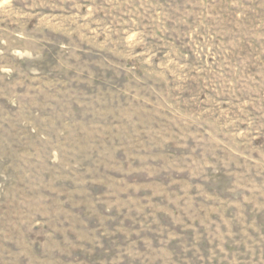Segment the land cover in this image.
Here are the masks:
<instances>
[{"label": "rangeland", "instance_id": "rangeland-1", "mask_svg": "<svg viewBox=\"0 0 264 264\" xmlns=\"http://www.w3.org/2000/svg\"><path fill=\"white\" fill-rule=\"evenodd\" d=\"M0 264H264V0H0Z\"/></svg>", "mask_w": 264, "mask_h": 264}]
</instances>
